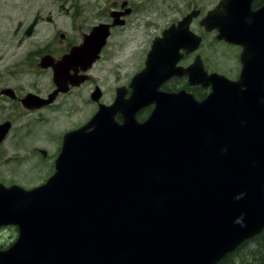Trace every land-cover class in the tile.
Masks as SVG:
<instances>
[{
    "label": "water",
    "instance_id": "water-1",
    "mask_svg": "<svg viewBox=\"0 0 264 264\" xmlns=\"http://www.w3.org/2000/svg\"><path fill=\"white\" fill-rule=\"evenodd\" d=\"M215 12L206 18L209 27L217 26L211 22ZM105 28L92 27L57 61L42 56L39 65L52 67L55 89L47 97L25 94L23 106L39 109L83 82L84 75L69 70L91 66ZM261 32L248 42L236 29L219 30V39L234 43L243 36V69L237 81L216 73L190 77L211 86L198 101L191 93L158 90L192 67H175L172 55L179 47L190 49L191 32L166 29L132 77L130 97L100 105L63 134L44 183L30 189L0 184V226L17 229L14 241L0 248V264H216L258 235L264 229ZM194 41L196 47L199 38ZM149 104L150 114L138 122L136 111ZM7 127L0 125V141Z\"/></svg>",
    "mask_w": 264,
    "mask_h": 264
},
{
    "label": "flooded vegetation",
    "instance_id": "flooded-vegetation-1",
    "mask_svg": "<svg viewBox=\"0 0 264 264\" xmlns=\"http://www.w3.org/2000/svg\"><path fill=\"white\" fill-rule=\"evenodd\" d=\"M98 4L99 5L95 7L94 11V23L85 31H81L80 28H78L77 30L74 29V33L71 34L59 31L57 23L54 20L55 16L50 12L44 16H42L39 12H36L32 20L28 24L11 23L10 32L5 29V32H3L2 34V30L0 31V35H2L0 37V125L7 124L8 126L3 139L0 141V145L2 144V141L6 140V138L10 134H13L11 132L14 128V121L16 120L17 116V105L19 103L22 109L29 113L38 111L42 108L48 109L50 106L55 105L54 103L57 102V98H62L63 96L69 94L72 90L78 89L86 83L93 82V90L90 91L88 100H90V102L93 104V108L96 107L95 112L99 109L100 105H113L119 95L122 96L124 100H127L132 93V87L130 83L132 77L135 74L132 75L127 85L123 84L128 77H124V74H122L124 82L117 83L118 79L116 81L113 80V87L110 92L106 90L108 92L106 94L105 89L100 87L101 85L96 82V79L93 81V77L90 73V70L95 64L105 59L106 56L103 54V52L110 41L115 39L126 41L129 36H132L130 35V33H125L127 28H129V30L132 29L134 32H137L142 27L153 26L155 28V33L152 35L153 38L151 40V44L154 40L162 38L163 32L169 27H172L174 30H176V28H186L191 32V34H189L190 49L187 51L186 48L179 47V49H175L172 54L173 58L176 57L174 64L175 67L185 69L192 66L190 72H183L182 74L177 73L168 77L158 86V90L165 93H175L179 91L191 93L193 97L198 101L202 100L209 94V92L211 91V86L209 84H207V86H204L201 82L191 83L192 78L195 75L206 76L210 73H216L219 75H223L230 81L239 80L240 73L243 69L242 53L244 47L241 41L244 40V38L245 41L247 40L248 42L256 41V31L264 30V0H101L100 2H98ZM152 7L154 8L153 11H147ZM62 8L65 12L69 11V9L64 6ZM72 11H74V7H72ZM213 11H216V15L212 18L211 22L212 24H216L217 26L209 27V25L206 23V18L209 13ZM75 14V12L74 14L72 13L73 16ZM0 17H3V15L1 14ZM34 18H36V22L33 25L31 32L26 33L27 28L34 20ZM41 20L48 25V28L43 25L39 26L45 28L46 33L44 36L46 40L40 50H37L40 52H29L30 55L33 53H37L36 56H38V59H36V64L38 68L32 67L29 69L26 66V56L23 60H21L24 70H45L48 73H51L52 83L51 89L49 91L45 90L44 93H42V91L36 92V90L35 92H27L37 94L41 97H47L55 89L52 81V67H41L39 65V61L42 56L50 55L54 61L61 59V57L64 54H67L72 47L80 45L83 41L84 36L90 32L92 27H95L97 25H106L105 31L107 29L108 34L105 37V42L99 51L97 59L87 70L83 71L81 67H76V69L71 68L69 70L70 73H75L76 71L78 75H84L86 79L77 86H69V89L66 92H59L53 102L34 110L26 108L20 102L22 96L19 95V84L16 83L18 73L17 71L19 70V61L15 58L17 54V47L21 45L25 37L32 36L34 34L35 27L39 25V22ZM70 25L72 26V24ZM220 29H236L239 35H244V38L243 36H240V41L238 43H234L226 39H219L217 35ZM261 33L264 34V32ZM195 37L199 38V42L196 47L194 41ZM1 42L3 44H1ZM117 45L118 47L116 48L120 49L124 45V43H122L121 45ZM149 50L150 47L147 52L143 53V67L141 68V70L145 67V61ZM112 56H114V51L111 52L109 58ZM3 60V63H10L11 65L9 67L4 66V71L2 74L1 65H3V63H1V61ZM190 77L191 81L189 80ZM5 89L7 92H3V90ZM96 89H98L99 96L97 99H94L92 98V94L96 92ZM60 100L58 101L61 102ZM62 104L63 102H61L60 106H62ZM66 105L74 106L72 100H69ZM60 106L56 107L60 108ZM153 107L154 104H149L138 109L135 114L136 120L139 122L144 121ZM93 114H90L89 118ZM114 116L115 120H117L118 122L123 121V115L120 111H116ZM85 122L81 123L79 126H81ZM79 126L70 128L66 131L75 129ZM32 150L38 152L42 156H45L42 154V151H46L44 148L33 147ZM59 150L60 148L56 152L55 157L52 161L53 170L54 161ZM9 171L11 172V170ZM3 181L5 180H1L0 184H3L5 186L19 184L13 180H10V182L5 181L7 184H5ZM5 247L6 246H2L0 244V248Z\"/></svg>",
    "mask_w": 264,
    "mask_h": 264
},
{
    "label": "rangeland",
    "instance_id": "rangeland-1",
    "mask_svg": "<svg viewBox=\"0 0 264 264\" xmlns=\"http://www.w3.org/2000/svg\"><path fill=\"white\" fill-rule=\"evenodd\" d=\"M100 1L0 0V16L3 15V17H0V31L2 30V34L5 29L10 32L11 23L28 24L36 12H39L42 16L49 12L52 13L55 16L54 20L59 31L69 34L74 33V29L77 30L78 28L85 31L94 23L95 7L99 5L98 2ZM63 6L69 11L65 12ZM72 7H74V11H72ZM150 10L153 11L154 8L152 7L147 11ZM74 12L76 14L73 16L72 13L74 14ZM40 25L48 28V25L41 20L39 25L35 27L34 34L25 37L21 45L17 47L15 59L19 61V70L17 71L16 83L19 84V95L22 97L27 92H35L36 90V92L42 91L44 93L45 90L49 91L51 89L50 72L24 70L21 61L26 56V66L29 69L32 67L38 68L36 64L38 56L36 54L40 51L37 50H40L46 40L44 36L46 33L45 28L39 27ZM127 29L125 33H130L132 36H129L126 41L121 39L110 41L103 52L106 56L105 59L95 64L90 70L93 81L96 79V82L105 91L110 92L113 87V80L118 79L117 83L124 82L122 74H124V77L128 76L123 83L127 85L132 75L141 70L143 67V53L148 51L153 38L152 35L155 33L153 26L142 27L137 32ZM122 43L124 45L117 49V44L121 45ZM1 44L3 43L1 42ZM31 51L37 53L30 55L29 52ZM112 51H114V56L109 58ZM3 62L4 60L1 61V63ZM10 65V63L1 65L2 74L4 66L9 67ZM93 83H86L80 88L72 90L66 96L57 98L55 105L50 106L48 109L42 108L29 113L22 109L20 103L17 105V116L11 132L13 134H10L0 145V181L10 182V180H13L25 188L33 187L45 181L52 173V161L60 148L63 133L85 122L89 115L96 110V107L93 108V104L88 100L89 93L93 90ZM58 100L63 102L62 106H60L61 102ZM69 100L73 101L74 106L66 105ZM56 106H60V108ZM33 147L44 148L46 150L45 156L32 150ZM5 181L3 182L7 184ZM15 236L16 231L14 228L8 226L0 228V244L2 246H7L14 240Z\"/></svg>",
    "mask_w": 264,
    "mask_h": 264
},
{
    "label": "trees",
    "instance_id": "trees-1",
    "mask_svg": "<svg viewBox=\"0 0 264 264\" xmlns=\"http://www.w3.org/2000/svg\"><path fill=\"white\" fill-rule=\"evenodd\" d=\"M216 264H264V229L242 242Z\"/></svg>",
    "mask_w": 264,
    "mask_h": 264
}]
</instances>
